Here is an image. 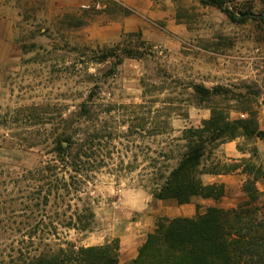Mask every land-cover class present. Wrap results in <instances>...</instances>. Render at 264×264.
Segmentation results:
<instances>
[{
    "label": "rangeland",
    "instance_id": "obj_1",
    "mask_svg": "<svg viewBox=\"0 0 264 264\" xmlns=\"http://www.w3.org/2000/svg\"><path fill=\"white\" fill-rule=\"evenodd\" d=\"M154 1L163 20L146 16L139 25L137 10L121 0H0V38L9 39L5 25L16 33L11 55L0 63V162L17 171L34 168L47 160L53 137L64 130L76 139L88 136L96 167L88 198L72 202L80 208L89 204L90 227H61L74 211L66 209L63 216L64 207H54L58 236L37 243L39 252L65 241L88 247L118 238L120 264H133L157 220L176 217V203L151 192L184 153L183 132L201 127L213 110L231 120L247 119L250 112L264 129V0L232 1L231 7L248 13L243 23L198 0ZM172 22L179 29H171ZM120 43L137 47L143 57L124 58L120 65L117 57L98 61ZM194 85L223 86L228 93L204 101ZM86 100L89 113L83 119L78 113ZM225 144L207 149L200 170L240 165L248 172L222 174L215 184L226 185L227 193L216 206L244 203V181L261 174L256 206L264 216V142L238 138L231 143L232 156ZM208 174L199 175L206 185ZM31 184L11 183L9 195L26 194ZM25 224L6 221L0 227ZM9 242L0 245V264L15 255Z\"/></svg>",
    "mask_w": 264,
    "mask_h": 264
},
{
    "label": "trees",
    "instance_id": "obj_2",
    "mask_svg": "<svg viewBox=\"0 0 264 264\" xmlns=\"http://www.w3.org/2000/svg\"><path fill=\"white\" fill-rule=\"evenodd\" d=\"M232 1L198 0L203 7L217 8L232 22L243 23L248 19V13L237 6L231 7ZM110 57H117V65H120L124 58H141L143 53L137 47L120 43L105 50L98 61L104 62ZM193 89L204 101L228 93L223 86L209 89L194 85ZM80 109L78 116L86 119L88 100L80 105ZM242 110L247 111V108ZM249 115L247 119L231 120L229 114L213 110L201 127L186 129L182 136L186 143L184 153L176 166L162 177V182L152 189V196L160 201L174 200L179 205L190 203L194 197L216 201L224 197L225 185H206L199 175L227 174L241 169L240 165L214 172H203L200 167L209 147L217 148L238 138L264 142V129L260 128L254 114L249 112ZM87 135L83 131V136ZM87 138L76 139V135L63 130L53 137L46 153L47 160L40 161L31 169L20 168L17 171L13 164L0 162V223H20L22 220L26 223L25 227H0V245L9 240L11 251L15 252L14 256L9 255L6 264H120L121 244L118 238L97 246L77 247L65 241L56 249L39 252L37 248V243L43 242L47 236H58V227L51 218L54 207H64L63 216L66 209L74 211L65 222L62 221L61 227L86 230L91 225L93 213L87 207L89 204L80 208L72 203L88 198V180L96 169ZM237 149L245 154L242 147L237 146ZM252 153L256 154L257 149L253 148ZM242 172H248V167ZM259 178H262L261 174L244 181L242 192L247 200L235 208L210 206L205 213L193 217L159 218L154 230L141 244L133 264H264V216L256 206L261 197L256 185ZM26 181L32 182L28 186L29 192L17 197L9 195V184ZM84 214L86 221L82 217Z\"/></svg>",
    "mask_w": 264,
    "mask_h": 264
},
{
    "label": "crops",
    "instance_id": "obj_3",
    "mask_svg": "<svg viewBox=\"0 0 264 264\" xmlns=\"http://www.w3.org/2000/svg\"><path fill=\"white\" fill-rule=\"evenodd\" d=\"M123 4L127 7H131L135 10H137V13L141 16V20H139V25L142 23H145L143 21L142 17L145 18L146 16L152 18V19H161L163 20L164 15L161 11H159L157 8H155V3L154 0H121ZM165 3H168V0H165ZM173 23V22H172ZM174 24V23H173ZM8 27L7 33L9 39H2L0 38V63L3 62L4 60H7L9 55H11L12 51V43L14 42L15 39V29L11 25H5ZM168 26H170L168 24ZM179 25L174 24L173 26H170L171 29L176 30ZM232 143V142H231ZM231 143H226L227 150L231 151L232 146ZM230 156L233 155L232 151L229 153ZM241 172V169H237L236 171L232 172V175H228V177H236L235 174H238ZM222 174H208L205 179L208 183L214 184L218 183L220 181V177H222ZM227 176V175H225ZM223 181V180H221ZM227 181V180H226ZM226 186V185H225ZM227 193V190H226ZM226 195V194H225ZM224 198V197H222ZM220 200V199H219ZM218 200V201H219ZM218 201L213 200L211 198H202V197H194L190 203L188 204H183L179 205L177 202L174 200H169L165 202H170V203H176L177 207L174 209L176 210V214L174 216L176 217H193L197 214H203L206 211V205L208 206H216ZM137 254L135 255L134 259L136 258Z\"/></svg>",
    "mask_w": 264,
    "mask_h": 264
},
{
    "label": "built area",
    "instance_id": "obj_4",
    "mask_svg": "<svg viewBox=\"0 0 264 264\" xmlns=\"http://www.w3.org/2000/svg\"><path fill=\"white\" fill-rule=\"evenodd\" d=\"M100 7H101V6H100V4H99V3H98V4H96V8H98V9H99Z\"/></svg>",
    "mask_w": 264,
    "mask_h": 264
}]
</instances>
